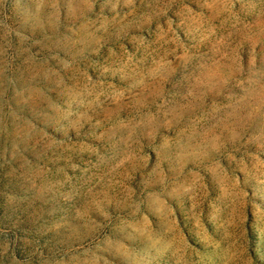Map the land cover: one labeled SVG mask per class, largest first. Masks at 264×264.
<instances>
[{"label": "rangeland", "instance_id": "1", "mask_svg": "<svg viewBox=\"0 0 264 264\" xmlns=\"http://www.w3.org/2000/svg\"><path fill=\"white\" fill-rule=\"evenodd\" d=\"M0 264H264V0H0Z\"/></svg>", "mask_w": 264, "mask_h": 264}]
</instances>
